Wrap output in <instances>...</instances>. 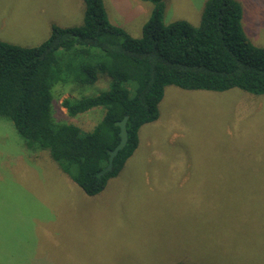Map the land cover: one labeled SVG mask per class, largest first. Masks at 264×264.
<instances>
[{"label": "rangeland", "instance_id": "1", "mask_svg": "<svg viewBox=\"0 0 264 264\" xmlns=\"http://www.w3.org/2000/svg\"><path fill=\"white\" fill-rule=\"evenodd\" d=\"M102 1L111 23L140 36L150 2ZM162 1L165 23L197 25L206 0ZM237 1L245 34L264 46V0ZM83 9L0 0V39L36 45L53 24L80 25ZM106 87L58 83L54 118L90 131L103 107L70 117L60 102ZM138 135L118 173L86 195L0 116V264H264V94L166 85Z\"/></svg>", "mask_w": 264, "mask_h": 264}, {"label": "trees", "instance_id": "2", "mask_svg": "<svg viewBox=\"0 0 264 264\" xmlns=\"http://www.w3.org/2000/svg\"><path fill=\"white\" fill-rule=\"evenodd\" d=\"M82 1L80 25L53 24L33 46L0 39V116L11 121L27 149L48 150L86 195L99 193L137 148L138 131L157 118L166 85L264 94V46L245 34L237 0H206L197 25L182 19L165 23L162 0H142L151 8L139 37L111 23L102 0ZM103 78L105 89L60 102L70 117L103 107L90 131L82 134L54 118L55 85H92ZM125 115V145L112 168L98 174L119 141L114 122Z\"/></svg>", "mask_w": 264, "mask_h": 264}, {"label": "water", "instance_id": "3", "mask_svg": "<svg viewBox=\"0 0 264 264\" xmlns=\"http://www.w3.org/2000/svg\"><path fill=\"white\" fill-rule=\"evenodd\" d=\"M126 120H127V115L123 116L120 120H116L114 122V124L119 127V131H118L119 141L114 146V148L109 150L108 162L102 169L98 171V174H103L112 168V159L114 155L117 153L118 150L123 148V146L125 145V142L127 140Z\"/></svg>", "mask_w": 264, "mask_h": 264}, {"label": "crops", "instance_id": "4", "mask_svg": "<svg viewBox=\"0 0 264 264\" xmlns=\"http://www.w3.org/2000/svg\"><path fill=\"white\" fill-rule=\"evenodd\" d=\"M65 110V109H64ZM184 173H187V171L186 172H184Z\"/></svg>", "mask_w": 264, "mask_h": 264}]
</instances>
